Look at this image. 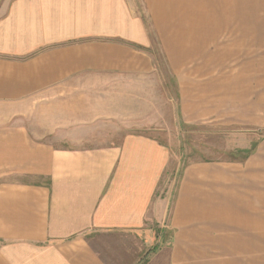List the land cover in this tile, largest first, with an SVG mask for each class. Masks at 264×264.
Returning a JSON list of instances; mask_svg holds the SVG:
<instances>
[{"label": "crops", "instance_id": "crops-1", "mask_svg": "<svg viewBox=\"0 0 264 264\" xmlns=\"http://www.w3.org/2000/svg\"><path fill=\"white\" fill-rule=\"evenodd\" d=\"M141 2L147 19L131 0H0V264L264 260V138L188 164L172 196L170 146L114 123L156 79L157 41L186 125L264 130V0Z\"/></svg>", "mask_w": 264, "mask_h": 264}, {"label": "rangeland", "instance_id": "rangeland-1", "mask_svg": "<svg viewBox=\"0 0 264 264\" xmlns=\"http://www.w3.org/2000/svg\"><path fill=\"white\" fill-rule=\"evenodd\" d=\"M131 2L145 16L141 0ZM146 22L150 25L148 20ZM157 43L156 41L152 51H148L158 71L156 79L152 84L146 82L145 90L131 99L128 117L118 119L116 116L114 123L115 132L154 136L170 146L172 161L159 194L172 191L174 196L180 176L188 164L198 161L242 162L250 150H256L264 138V130L222 123L186 125L180 115L175 79L169 70L164 52L158 45L160 43ZM255 54L259 57L264 55V51ZM123 109L124 106H121L119 111L122 112ZM0 121H4V118L1 117ZM57 129V125L54 126L53 130L57 132ZM55 138L57 135L52 133V140ZM259 264H264V260H260Z\"/></svg>", "mask_w": 264, "mask_h": 264}, {"label": "trees", "instance_id": "trees-1", "mask_svg": "<svg viewBox=\"0 0 264 264\" xmlns=\"http://www.w3.org/2000/svg\"><path fill=\"white\" fill-rule=\"evenodd\" d=\"M150 50V49H149ZM150 51H152V50H150ZM255 151V149H253V150H250L248 153H247V155L245 156V157H249L251 154H253V152ZM247 158H245V159H242L241 161L242 162H244Z\"/></svg>", "mask_w": 264, "mask_h": 264}]
</instances>
